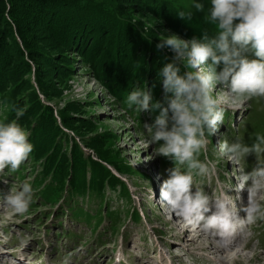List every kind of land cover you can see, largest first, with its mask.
Masks as SVG:
<instances>
[{"label": "rangeland", "instance_id": "obj_1", "mask_svg": "<svg viewBox=\"0 0 264 264\" xmlns=\"http://www.w3.org/2000/svg\"><path fill=\"white\" fill-rule=\"evenodd\" d=\"M192 2L0 0V122L16 119L34 146L17 171L0 174V197L25 181L34 190L23 215L0 198L4 263L117 264L119 253V264H264V221L243 226L227 257L219 252L226 246L162 205L160 187L175 165L145 143L153 110L138 113L124 101L139 87L167 106L160 72L174 53L156 45L172 35L198 38L203 29L216 34L205 20L210 0H198L203 12ZM189 9L200 34L177 15ZM83 32L88 36L77 45ZM256 134L264 135V99L226 107L199 156L209 173L196 183L213 197L237 196L239 166L220 157L218 145L237 137L251 145ZM256 165L250 154L245 172ZM238 195L237 206L246 205L247 190Z\"/></svg>", "mask_w": 264, "mask_h": 264}, {"label": "clouds", "instance_id": "obj_2", "mask_svg": "<svg viewBox=\"0 0 264 264\" xmlns=\"http://www.w3.org/2000/svg\"><path fill=\"white\" fill-rule=\"evenodd\" d=\"M190 8L205 10L198 0H193ZM177 15L191 19L193 12L179 10ZM205 20L215 26L213 38L204 35L185 40L172 35L156 45L158 50L167 48L174 53L173 61L160 72L167 106L153 103L151 92L139 87L128 94L125 102L138 113L150 108L159 110L154 123L146 126L145 143L155 145V156L170 158L175 165L167 170L159 201L185 226L227 246L243 226L264 221V135L256 134L251 145L240 137L232 143L225 139L218 145L219 156L239 166L234 189L237 196L228 191L210 196L195 177L209 173V164L199 156L207 149L209 137L224 122L226 107L243 108L254 98L264 99V0H210ZM248 53L255 58H248ZM180 64L186 69L183 75ZM217 85L223 86L219 92ZM168 93L172 96L168 97ZM16 113L18 117L23 115L21 109ZM29 136L30 132L16 119L0 122V174L5 169L17 171L29 158L34 148ZM250 154H255L257 165L245 172ZM231 188L232 185L227 190ZM245 189L247 204L238 207V194ZM33 196L31 183L25 181L0 198L6 208L23 215ZM240 212L245 215L242 217ZM119 260L117 253V264Z\"/></svg>", "mask_w": 264, "mask_h": 264}, {"label": "trees", "instance_id": "obj_3", "mask_svg": "<svg viewBox=\"0 0 264 264\" xmlns=\"http://www.w3.org/2000/svg\"><path fill=\"white\" fill-rule=\"evenodd\" d=\"M186 21H187V25L191 28V30L192 31H194V32H198V34H200V32L199 31H201V30H199L200 28H202L201 26H200V24H198L197 22H195V21H192V20H194V18H191V19H185ZM205 32L206 34H207V36L209 37V38H213L215 35L214 34H212L211 35V33L209 32V31H207L206 29H203L202 31H201V34L200 35H198V38L199 37H201V35H202V32ZM88 36V33L87 32H83V33H80V34H78V36H76V41H75V43L77 44V45H82L83 44V41H84V39H86V37ZM73 43H74V39H73ZM222 67H223V64H221L220 66H219V68H218V71L219 70H221L222 69ZM127 96L128 95H126L125 94V96H124V101H126V98H127ZM126 103V102H125ZM127 105V104H126ZM155 114H154V116L156 117L157 115H158V113H159V111L158 110H155V111H153Z\"/></svg>", "mask_w": 264, "mask_h": 264}, {"label": "bare ground", "instance_id": "obj_4", "mask_svg": "<svg viewBox=\"0 0 264 264\" xmlns=\"http://www.w3.org/2000/svg\"><path fill=\"white\" fill-rule=\"evenodd\" d=\"M242 229V228H241ZM241 229H239L238 231H237V233H236V235L238 234V235H242V230ZM186 231V230H185ZM236 241V240H235ZM224 247V246H223ZM235 249V248H234ZM219 250V249H218ZM231 250H233V246L231 247V245H227L226 247H224L223 249H221V250H219V252H221V253H223V254H225V256L227 255V257H228V255H232V254H234V253H230L229 254V252H231ZM4 253V254H3ZM5 256L6 255V252L5 251H1L0 250V258L2 257V256ZM236 255V254H235ZM236 258V257H235ZM4 259V258H3ZM239 259V258H238ZM1 260H2V258H1ZM3 262V261H2ZM1 264V263H0Z\"/></svg>", "mask_w": 264, "mask_h": 264}]
</instances>
